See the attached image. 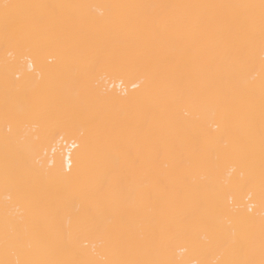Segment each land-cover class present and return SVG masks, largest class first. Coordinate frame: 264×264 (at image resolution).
Segmentation results:
<instances>
[{"label":"bare ground","instance_id":"1","mask_svg":"<svg viewBox=\"0 0 264 264\" xmlns=\"http://www.w3.org/2000/svg\"><path fill=\"white\" fill-rule=\"evenodd\" d=\"M261 2L0 0V264H260Z\"/></svg>","mask_w":264,"mask_h":264},{"label":"snow or ice","instance_id":"2","mask_svg":"<svg viewBox=\"0 0 264 264\" xmlns=\"http://www.w3.org/2000/svg\"><path fill=\"white\" fill-rule=\"evenodd\" d=\"M4 7H5V9H7L9 6L5 5ZM261 8H262V18H264V0H262V2H261ZM133 264H134V262H133ZM260 264H264V259H262L260 261Z\"/></svg>","mask_w":264,"mask_h":264}]
</instances>
